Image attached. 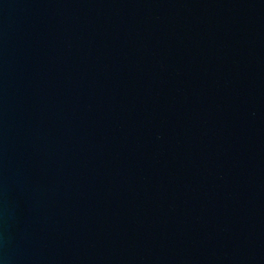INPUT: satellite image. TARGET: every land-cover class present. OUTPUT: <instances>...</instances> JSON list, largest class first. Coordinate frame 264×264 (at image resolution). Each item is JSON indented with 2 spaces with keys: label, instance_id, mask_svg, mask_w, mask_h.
Instances as JSON below:
<instances>
[{
  "label": "water",
  "instance_id": "1",
  "mask_svg": "<svg viewBox=\"0 0 264 264\" xmlns=\"http://www.w3.org/2000/svg\"><path fill=\"white\" fill-rule=\"evenodd\" d=\"M0 264H264V0H0Z\"/></svg>",
  "mask_w": 264,
  "mask_h": 264
}]
</instances>
